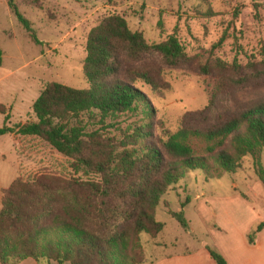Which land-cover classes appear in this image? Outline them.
Masks as SVG:
<instances>
[{
  "label": "trees",
  "instance_id": "1",
  "mask_svg": "<svg viewBox=\"0 0 264 264\" xmlns=\"http://www.w3.org/2000/svg\"><path fill=\"white\" fill-rule=\"evenodd\" d=\"M10 11L35 36L15 0ZM82 71L88 87L48 81L34 99L33 120L6 124L7 108L0 103L8 132L37 136L71 159L72 168L95 174L85 180L43 172L17 176L1 188L0 264H18L32 257L37 264H140L139 234L155 236L163 223L155 218L161 195L184 171L202 169L206 177L234 172L242 156L264 146V96L214 124L196 127L182 122L176 130L153 135L151 122L128 127L121 136L85 130L81 115L90 113L103 122L136 109L142 102L148 115L153 108L138 82L151 89L168 87L165 69L184 65L189 58L173 34L147 41L130 29L119 14H108L92 26L86 37ZM2 50L0 48V64ZM206 69L208 66L204 65ZM223 85L252 80L256 65L244 71L237 62L215 60ZM201 139L197 152L190 140ZM212 174V173H211ZM170 214L187 228L182 210ZM264 228V220L247 232L249 243ZM214 264H228L217 250L206 246Z\"/></svg>",
  "mask_w": 264,
  "mask_h": 264
},
{
  "label": "rangeland",
  "instance_id": "2",
  "mask_svg": "<svg viewBox=\"0 0 264 264\" xmlns=\"http://www.w3.org/2000/svg\"><path fill=\"white\" fill-rule=\"evenodd\" d=\"M18 10L29 20V31L0 0V103L9 113L6 124L33 120L31 105L48 81L73 87H88L82 65L89 29L108 14L122 15L130 29L142 31L149 42L175 35L189 60L174 69H165L168 87L151 89L138 82L153 108L148 115L141 102L136 109L117 118L83 113L85 130L97 129L119 138L121 132L142 122H151L153 135L162 129L174 131L186 124L204 127L236 113L264 96V0H15ZM237 62L249 72L256 65L258 76L239 84L223 85L215 60ZM208 66L207 70L202 66ZM4 113H0V126ZM200 152L201 139L190 140ZM193 169L184 171L168 186L155 208V218L163 223L160 232L139 234L143 261L171 252L197 247L201 240L213 245L224 232H236L259 212L251 209L257 199L264 207V146L255 155H244L234 172L216 174ZM51 172L76 179L95 177L71 166V159L45 140L8 132L0 135L1 188L17 177ZM182 210L188 222L182 227L170 211ZM227 224L219 230L213 224ZM216 244V243H215ZM56 264L50 260L49 264ZM64 264H68L64 262Z\"/></svg>",
  "mask_w": 264,
  "mask_h": 264
},
{
  "label": "crops",
  "instance_id": "3",
  "mask_svg": "<svg viewBox=\"0 0 264 264\" xmlns=\"http://www.w3.org/2000/svg\"><path fill=\"white\" fill-rule=\"evenodd\" d=\"M261 205L263 206V203L257 199L254 204L249 203L251 209L259 212L257 213L258 217L249 221L236 232H224L222 238L215 242L216 244L210 245L209 242L201 240L197 247H187L182 252L162 254L146 264H214L206 246L220 252L228 264H264V228L256 233L253 243H249L246 237L247 232L257 222L264 220V207ZM213 225L219 230L230 228L227 224L219 222ZM18 264H37V262L32 257H27Z\"/></svg>",
  "mask_w": 264,
  "mask_h": 264
}]
</instances>
